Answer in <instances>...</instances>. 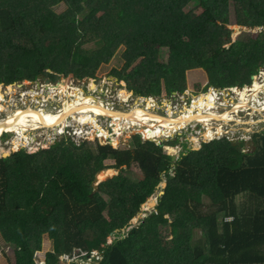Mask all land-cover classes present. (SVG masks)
Returning <instances> with one entry per match:
<instances>
[{
	"label": "trees",
	"instance_id": "trees-1",
	"mask_svg": "<svg viewBox=\"0 0 264 264\" xmlns=\"http://www.w3.org/2000/svg\"><path fill=\"white\" fill-rule=\"evenodd\" d=\"M190 2L202 12L185 11ZM231 2L239 23L247 16L264 26V0H0V84L39 74L91 77L121 45L123 69L144 55L133 68L137 72L150 62L144 44L152 42L170 50L169 62L160 66L164 78L182 79L179 84L185 85L188 69H203L208 84L245 86L264 64V32L259 40L233 41ZM60 3L65 9L55 16ZM78 14L87 15L79 19ZM93 39L99 47L83 46ZM125 78L137 93L147 94L140 87L141 75ZM251 87H239V92L250 95ZM253 138L250 151L242 150V141L222 138L176 160L160 153V144L143 142L138 135L128 148L77 142L68 135L33 153L20 148L0 158V234L15 249L14 264H35L45 233L55 245L46 264L75 248L93 258L87 264H264V131ZM111 168L119 172L94 192L97 172ZM137 170L141 177L134 180L131 172ZM163 180L155 210L137 231L119 230L120 239L105 245ZM240 193L250 200L242 210L235 204ZM202 194L232 219L218 227L217 210L196 215L191 202L201 204ZM197 226H206L207 247L192 251L188 243Z\"/></svg>",
	"mask_w": 264,
	"mask_h": 264
},
{
	"label": "rangeland",
	"instance_id": "rangeland-1",
	"mask_svg": "<svg viewBox=\"0 0 264 264\" xmlns=\"http://www.w3.org/2000/svg\"><path fill=\"white\" fill-rule=\"evenodd\" d=\"M54 8L56 10V16L61 14V12L65 9V5L60 3ZM184 10L192 11L194 15H198L202 12L203 8L194 7V4L190 2L184 6ZM90 11L91 8L87 9V12ZM101 13L102 11H99L97 12V15L99 16ZM86 15L87 14H78V18L82 19ZM55 21L58 24L59 18H55ZM236 21V9L231 2L229 23L231 22L234 24ZM243 22L247 26L243 27L236 26L235 24L231 25L233 30L232 39L243 40L248 37H252L253 39L259 40L260 34L264 32V26L254 25L253 20L247 16L243 18ZM98 44L99 41L93 39L85 42L83 46L85 48H97L99 47ZM144 45L150 48L151 60L147 66L137 72L133 71V68L139 63V60L144 58V55L141 56L134 64L123 69L125 63V59L123 57L125 46L121 45L114 53L110 61L108 63L101 64L95 72V75L91 77L78 78L73 74H69L67 76L58 74L57 78L52 79L46 74H39L38 77L33 80L22 78L21 80L11 81L8 84L1 83L0 123L1 121H5L9 115L12 116L20 113L26 114L29 118H35L42 113V108L54 113L55 111L61 109L62 106H64V103L70 99L85 95H93L94 102H102L103 104L111 107L114 111H130L132 109L131 107L139 104L140 110L144 111L145 108H148L149 111L157 113L158 115L175 117L187 112L192 104L202 97L198 94L203 93L204 96L208 95L206 97L211 98L214 93L215 106L212 110L214 112L226 111V113H223L224 116L221 115V117L215 121L211 120L210 124L191 121L181 128L165 130L161 134L150 131L143 125L124 121L125 119L118 115H111L107 117L104 115H95L94 113L81 108L73 109L66 113L62 120L63 122H57L56 124L48 127L37 125L36 127L31 126L32 128L25 131L12 132L3 130L0 134V154L4 151L14 152L19 148H24L27 151H30L33 147V149L46 148L55 140L67 135L68 131L66 126L74 124L80 129V132L79 134H73L71 132L69 136L77 142L87 139L93 143H96L95 141H99L100 143L103 142L115 148H128L134 145L133 138L135 135H138L143 142L155 140L154 142L157 145H161L159 152L171 156L174 155L175 160L178 159L181 154H185L189 150L200 149L203 143L210 142L214 139L219 140L222 138H228L234 142L242 141L244 143L242 150H252L254 145V134L264 131V110H259L264 105V88L259 89L261 91L258 93V97H256L257 99H255V97H250L245 100L247 101L245 106L246 108L241 106L238 108L237 113L232 112L234 111L235 105L242 100L240 97H246V95L239 92L241 91L240 88H219L208 84L209 78L203 69L187 70L183 79L185 81V85L179 84L182 79L164 78V76L161 75L160 66L161 64L169 62V48L162 46L159 43L157 44L152 42H145ZM257 46H262L261 41L257 42ZM47 71H49V69ZM116 72H119V74H122L123 76L119 77ZM129 74H133L135 76L141 75L143 77L140 87L143 88V91L145 90L147 94H142L141 96V94L131 88L129 81L125 78V76H128ZM48 78L51 79V82L46 80ZM257 81L264 85V64L259 68L257 74H254L252 82L242 86L241 88L248 87V85L252 84L253 87L248 90H251L252 88L254 90V84L257 87ZM168 85H172L173 88L168 90ZM6 86H8L7 89ZM208 98L204 99V105L209 104ZM58 100H60V103L57 102ZM135 100H137V102ZM147 101L151 102L153 107H150V103L148 104ZM195 112H197V110H195ZM222 120H227L228 122H221ZM221 125L223 126L222 130L219 131L218 127ZM63 126V130H60ZM208 126L210 127L209 131L213 134H208L207 136L206 133L209 128ZM57 128H59L60 131H58ZM81 130L84 132L83 134H81ZM97 130H100V133H97ZM60 132L62 133L60 134ZM93 132L95 135L92 134ZM110 133H114L115 136L118 137V140L115 137L114 140ZM149 133H152L153 139H149ZM107 141H114L115 144H110ZM107 163L114 164L115 160L108 159ZM111 169V174L110 171L105 173V176L110 174V176L106 177V179L119 172V170L115 168ZM171 173L174 174V168L171 169ZM140 177V170L131 172L132 179L135 180ZM97 184L98 180L94 179L92 185ZM164 184H166L165 180H163L156 187V189L149 194L146 202L142 205L139 212L141 216H137L138 218L136 222H133V218L125 225L126 229L124 227V229H121L122 232H129L131 227H137L138 225L143 224L144 220L153 213L158 202L159 195L165 187ZM201 198L203 199L201 204L196 202L198 200L191 202V204H194L192 205L193 209L191 208V210H193L196 215H200L201 213L210 214V212L217 210L216 218L218 221V227H222L223 221L232 219L231 215H227L225 213L229 211L218 210V203H209L205 194H202ZM248 198L249 195L244 193H240L235 196V204L238 207V210L245 209L243 208V204L249 203L250 200H248ZM151 202L154 203V205H152ZM251 202L256 203L254 199H252ZM165 217L171 224V218L168 215ZM117 232H119V230H115L107 238L106 242L111 244L116 243L115 241H117L120 237ZM171 236L172 234L168 239H170ZM109 238L111 241L108 240ZM206 238V226H197L192 231V237L188 243V247H190L192 251L202 250L203 247H207ZM42 245L43 247L40 250H37L34 254L35 264H46L47 253L54 251V241L49 238L47 233L43 236ZM183 249L186 251L187 246L183 247ZM84 254V252H80L78 248H75L73 249L72 254L66 253L57 256L54 259L55 262L51 264H73L74 262L87 264L93 258L89 256L84 257ZM14 263L15 249L13 246L6 244L3 236L0 234V264ZM140 264L152 263L146 261L144 263L141 262Z\"/></svg>",
	"mask_w": 264,
	"mask_h": 264
},
{
	"label": "bare ground",
	"instance_id": "bare-ground-1",
	"mask_svg": "<svg viewBox=\"0 0 264 264\" xmlns=\"http://www.w3.org/2000/svg\"><path fill=\"white\" fill-rule=\"evenodd\" d=\"M7 88H8V86L6 87V89ZM254 88H255V84H254ZM261 88H264V85H262L258 82L257 87L255 88V90L250 95H247L246 97H240L242 100L238 104L235 105L234 111H232V112L237 113V110L239 107H241V106L245 107L246 102H247V101H245L246 99H248L250 97H255V99H257L256 97H258V93L261 91L259 89H261ZM1 89H2V86H1ZM200 96H202V97L199 100H197L196 102H194L192 104V106L188 109L187 112L182 113L179 116L169 117V116H161V115H158L157 113H153V112L149 111L148 108H145L144 111L140 110L139 104L131 107L132 109L130 111H119V110L114 111V110H112L111 107L103 104L102 102H98V103L94 102L93 95L92 96L85 95L82 97H76L74 99H70L69 101L64 103V106H62L61 109L55 111L54 113H52L51 111H47L45 108H42V113L35 118H29L26 114H23V113H20L17 115H12V116L9 115V117L5 121H1V123H0V134L3 130H8V131H12V132L13 131H23V130L25 131L27 129L32 128L31 126L36 127L37 125H40V126L48 127V126H51L53 124H56L57 122L61 123V122H63L62 120L69 110L79 109V108L90 111V112L94 113L95 115L98 114V115H104L107 117H109L111 115H118V116H121L122 118H124L125 119L124 121H127V122L129 121L131 123L143 125L147 129H149L150 131L158 132L161 134L165 130H174L177 128H181L191 121L210 124L211 120L215 121L216 119L220 118L221 115L224 116L223 113H226V111L214 112L212 110L215 106L214 93L212 96L213 98L212 97L208 98V97H206L208 95L204 96L203 93H201ZM205 98H208V100H209L208 105L203 104V101ZM135 101L137 102V100H135ZM185 109H187V108H185ZM195 110H197V112H195ZM255 110H257V109H255ZM259 110H264V105ZM218 122H220V121H218ZM221 122L227 123L228 121L222 120ZM95 125H94V127H95ZM71 126H73V132L75 134H79L80 129L75 124L71 125ZM94 127H92V128L95 129ZM222 127H223L222 125L220 127H218V130L219 131L222 130ZM63 128H64V126L62 128H60V130H63ZM57 129H58V131H60L59 128H57ZM209 130H210V127L208 128V131L206 133L207 136H208V134L209 135L213 134ZM86 132H89V131H86ZM83 133L84 132L82 131L81 134H83ZM97 133H100V130H97ZM92 134L95 135L94 132ZM111 137L113 139L115 137L118 140V137L115 136L114 133L111 134ZM25 142H27V141H25ZM107 142H109V141H107ZM109 143L115 144L114 141H111ZM104 171H108V170H104ZM104 171H101L97 175V180L105 179V177H106L105 175H104L105 177L103 176V174L100 176V174L103 173ZM111 173H112V171H110V174ZM136 218H138V217H136Z\"/></svg>",
	"mask_w": 264,
	"mask_h": 264
},
{
	"label": "water",
	"instance_id": "water-1",
	"mask_svg": "<svg viewBox=\"0 0 264 264\" xmlns=\"http://www.w3.org/2000/svg\"><path fill=\"white\" fill-rule=\"evenodd\" d=\"M46 80L49 81V82H51V79H50V78H48V79H46ZM241 87H242V86H241ZM241 87H240V88H241ZM66 129H67V131H68V133H67L68 136L70 135L71 132L74 134V132H73V126L67 125V126H66ZM60 133H62V132H60ZM149 139H153V138H149ZM154 141H155V140H154ZM104 144H106V143H104ZM22 146H23V145H22ZM33 151H36V150H35V149H31L30 152H33ZM10 154H11L10 151H4V152H2V153L0 154V158H1V157H7V156L10 155ZM172 159L175 160V156H174V155H172ZM95 180H97V176L95 177ZM101 182H103V181L98 180V184H97V185H93V187H94V192L98 190V186L100 185ZM164 186H166V184H164ZM151 204L154 205V203H152V202H151ZM137 216H141V215L138 213ZM140 226H141V225H138L137 227H134V226L131 227L130 230H129V232H128V234H131V233L137 231V229H138ZM118 230H119V229H118ZM105 245H106V244H105Z\"/></svg>",
	"mask_w": 264,
	"mask_h": 264
},
{
	"label": "crops",
	"instance_id": "crops-1",
	"mask_svg": "<svg viewBox=\"0 0 264 264\" xmlns=\"http://www.w3.org/2000/svg\"><path fill=\"white\" fill-rule=\"evenodd\" d=\"M234 24H235L236 26H243V27H244V26H247L245 23H243V22H242V23H239L238 21H236V23H234ZM234 24L231 23V22H230V23L228 22V25H229L228 27H229L230 29H232V28H231V25H234ZM256 26H263V25L260 24V25H256ZM232 34H233V32H232ZM232 40H233V39H232ZM233 41H235V40H233ZM188 70H190V69H188ZM204 71H205V70H204ZM205 72H206V71H205ZM206 74H207V72H206ZM207 75H208V74H207ZM172 88H173L172 85H168V90H171ZM27 152H29V151H27ZM108 176H110V174H109ZM108 176H106V177H108ZM106 177H105V179H106ZM105 179H101V181H104ZM141 225H142V224H141ZM124 228H125V226H124ZM124 228H123V229H124ZM125 229H126V228H125ZM117 230H118V229H117ZM124 233H125V232H124ZM127 233H128V232H127ZM49 238H50V236H49ZM50 239H51V238H50ZM119 239H120V237L118 238V240H119ZM108 240H110V238H109ZM118 240H117V241H118ZM117 241H115V242H117ZM104 244H105V243H104ZM109 244H110V243H109ZM42 247H43V245H42Z\"/></svg>",
	"mask_w": 264,
	"mask_h": 264
},
{
	"label": "clouds",
	"instance_id": "clouds-1",
	"mask_svg": "<svg viewBox=\"0 0 264 264\" xmlns=\"http://www.w3.org/2000/svg\"><path fill=\"white\" fill-rule=\"evenodd\" d=\"M232 87H241V86H232ZM141 96H142V95H141ZM58 101H59V100H58ZM58 101H57V102H58ZM147 103H150L149 106H150V107H153L152 104H151V102L147 101ZM60 134H61V133H60ZM142 135H143V134H142ZM20 147H21V146H20ZM19 149H20V148H19ZM19 149H18V150H19ZM42 149H45V148L35 149V150H36V151H40V150H42ZM15 151H17V150H15ZM30 151H31V150H30ZM30 151H29V152H30ZM36 151H33V152H36ZM33 152H30V153H33ZM137 215H138V214H137ZM137 215H136L135 217H137ZM135 217H134V218H135ZM132 219H133V218H132ZM129 222H130V221H129ZM129 222H128V223H129ZM119 230H121V229H119ZM105 244H109V243L106 242Z\"/></svg>",
	"mask_w": 264,
	"mask_h": 264
},
{
	"label": "built area",
	"instance_id": "built-area-1",
	"mask_svg": "<svg viewBox=\"0 0 264 264\" xmlns=\"http://www.w3.org/2000/svg\"><path fill=\"white\" fill-rule=\"evenodd\" d=\"M49 83V82H48ZM58 103H60V100L58 101ZM87 140V139H86ZM81 141V140H80ZM103 143V142H102ZM104 144V143H103ZM92 255H97V252L96 251H93V254Z\"/></svg>",
	"mask_w": 264,
	"mask_h": 264
},
{
	"label": "flooded vegetation",
	"instance_id": "flooded-vegetation-1",
	"mask_svg": "<svg viewBox=\"0 0 264 264\" xmlns=\"http://www.w3.org/2000/svg\"><path fill=\"white\" fill-rule=\"evenodd\" d=\"M7 87V86H6Z\"/></svg>",
	"mask_w": 264,
	"mask_h": 264
}]
</instances>
